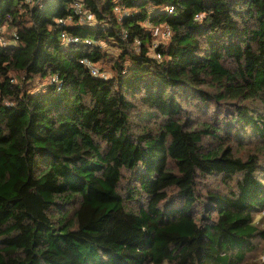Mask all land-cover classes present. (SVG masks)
<instances>
[{
  "label": "trees",
  "instance_id": "obj_1",
  "mask_svg": "<svg viewBox=\"0 0 264 264\" xmlns=\"http://www.w3.org/2000/svg\"><path fill=\"white\" fill-rule=\"evenodd\" d=\"M35 1L0 0V264L242 262L264 184L232 132L264 155V0ZM98 42L111 78L83 63ZM213 176L229 192L201 196Z\"/></svg>",
  "mask_w": 264,
  "mask_h": 264
},
{
  "label": "rangeland",
  "instance_id": "obj_2",
  "mask_svg": "<svg viewBox=\"0 0 264 264\" xmlns=\"http://www.w3.org/2000/svg\"><path fill=\"white\" fill-rule=\"evenodd\" d=\"M27 2L30 5H34L36 3L35 0H27ZM87 13V12H85ZM84 24V23H83ZM3 32L9 33L10 30L7 27H4ZM15 31H11V35ZM167 32V28L165 27H159V28H154L153 29V34L156 37L155 38V44L158 45L159 43H164L166 42L165 40L167 37L164 36V34ZM6 37V36H5ZM3 38L5 40L11 41L9 37ZM98 45L101 46L102 51L105 54V58L109 57L110 59L105 60L97 65V69L100 72L101 76L105 78H111L113 77V70H112V65L110 63V60H116L118 59L119 55L121 54V50L115 46L114 44H108L106 42H98ZM49 81L47 80H34L31 83H28L26 86L30 92H37V91H42L44 89ZM11 104V103H9ZM256 109L259 110L260 112L263 113L264 115V104H258L256 106ZM197 112H195L196 114ZM140 116V115H139ZM144 116V115H143ZM197 118H201L203 116V113H198L196 114ZM141 118V116H140ZM144 118V117H143ZM196 118V119H197ZM236 132L235 130L232 132V136L236 140H239L240 144L239 149L244 153V152H255L259 153V173H257V177L263 182L264 184V155L262 151H260L261 143L260 140H256L254 137L255 135L253 134L252 130H247L245 133L240 134V135H235ZM236 144V145H237ZM131 179V178H130ZM129 179V174H125V180L121 184V192L124 193L127 190L134 189L135 183L131 182ZM235 188V186L233 187ZM199 193L201 196H204L202 194H205L207 190L215 191L217 190L218 192H223L224 194H227L229 190L226 189V187L223 185L222 181L219 179V177H211L208 178L205 181H200L199 182ZM174 197V191H170V199ZM145 202L144 199L141 200V197L136 200L135 202L131 203L130 206L133 208H138L139 205H144L143 203ZM254 219L255 222L258 226L259 231L262 232V234L258 235L255 240L252 242V249L248 250L245 258L242 262H239L238 264H264V209L262 210H257L254 213ZM167 264V263H166Z\"/></svg>",
  "mask_w": 264,
  "mask_h": 264
},
{
  "label": "built area",
  "instance_id": "obj_3",
  "mask_svg": "<svg viewBox=\"0 0 264 264\" xmlns=\"http://www.w3.org/2000/svg\"><path fill=\"white\" fill-rule=\"evenodd\" d=\"M76 8L78 9V11H80V7H79L78 4L76 5ZM167 11H168L169 13H172V12L174 11V8H173V7H170V8L167 9ZM82 19H83L84 21H89V22L93 21V17H92V15L89 14V13H84V15L82 16ZM13 36H14V38H16V37H17L16 33L13 32ZM164 36L167 37V38H169V36H170V32L167 30V32L164 34ZM62 37L64 38V40L66 41L67 44H69V43L80 44V40L78 39V37L68 36V35H66V34H63ZM86 42H87V44H91V41H90V40H87ZM0 43H1L3 46H8V44H9V42H8L7 40H5V39L3 38V36L0 37ZM157 58H159V57L157 56ZM83 63L89 68V70L91 71V73H92L94 76H98V75L100 74L99 71H98V69H97L93 64H91L89 61L84 60ZM101 77H102V78H105V77H103V76H101ZM52 82L57 83V78H53V79H52ZM10 105H11V104H10Z\"/></svg>",
  "mask_w": 264,
  "mask_h": 264
}]
</instances>
